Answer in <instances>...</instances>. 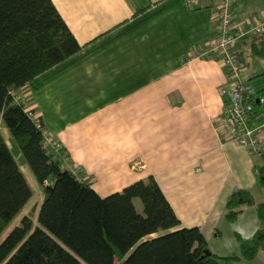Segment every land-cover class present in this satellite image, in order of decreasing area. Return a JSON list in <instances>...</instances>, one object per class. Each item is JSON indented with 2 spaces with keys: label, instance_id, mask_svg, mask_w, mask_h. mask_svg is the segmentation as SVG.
Returning <instances> with one entry per match:
<instances>
[{
  "label": "crops",
  "instance_id": "1",
  "mask_svg": "<svg viewBox=\"0 0 264 264\" xmlns=\"http://www.w3.org/2000/svg\"><path fill=\"white\" fill-rule=\"evenodd\" d=\"M53 2L83 48L21 86L16 99L41 117L64 151L63 165L77 166L102 196L152 175L179 226L197 225L218 255L239 253L236 234H253L256 209L245 206L230 224L228 248L218 241L227 225L226 202L238 188L264 200L254 169L264 155L227 141L215 124L227 100L220 92L228 79L220 57L191 58L215 33L219 0ZM234 16L247 22L235 8ZM249 37L238 39L240 55ZM254 63L261 72L264 61ZM0 133L11 151L1 115ZM15 160L24 172L23 159Z\"/></svg>",
  "mask_w": 264,
  "mask_h": 264
},
{
  "label": "trees",
  "instance_id": "2",
  "mask_svg": "<svg viewBox=\"0 0 264 264\" xmlns=\"http://www.w3.org/2000/svg\"><path fill=\"white\" fill-rule=\"evenodd\" d=\"M82 48L53 0H0V115L42 192L39 224L31 230L33 218L21 217L0 241V264H238L253 259L264 248V200L256 202L250 190L238 188L229 195L225 216L234 220L254 205L259 226L249 237L236 234L239 253L218 255L197 225L179 226L152 175L102 196L63 165L62 148L58 153L48 149L41 117L16 99V91ZM250 50L264 57V33ZM257 92L264 94V87ZM254 169L264 186V163ZM31 193L0 133V232Z\"/></svg>",
  "mask_w": 264,
  "mask_h": 264
},
{
  "label": "built area",
  "instance_id": "3",
  "mask_svg": "<svg viewBox=\"0 0 264 264\" xmlns=\"http://www.w3.org/2000/svg\"><path fill=\"white\" fill-rule=\"evenodd\" d=\"M193 1V0H191ZM236 0H219L215 33L208 43L197 47L191 58L216 54L227 69L228 79L220 88L227 100L215 117L227 141L261 153L264 151V94L257 92L243 78L245 64L237 49V41L246 34L258 35L264 31V14L253 22H237L234 16ZM44 143L58 153V144L44 132ZM77 173L78 167L72 166Z\"/></svg>",
  "mask_w": 264,
  "mask_h": 264
},
{
  "label": "rangeland",
  "instance_id": "4",
  "mask_svg": "<svg viewBox=\"0 0 264 264\" xmlns=\"http://www.w3.org/2000/svg\"><path fill=\"white\" fill-rule=\"evenodd\" d=\"M235 2L236 3H235L234 8H235L236 14L238 18L242 20L243 22L245 21L253 22L255 19L259 18L260 16L264 14L263 13L264 12V0H236ZM248 35L250 37L248 38V42H246V45H244L242 49L243 52L240 56H241L243 63L246 65L245 76H247L248 78L250 77L249 79L250 85L255 90H259L260 88L264 86V74L257 75L258 74L256 72L257 67L256 65L254 66L255 64L254 62L255 60L262 62L264 61V58L256 56L250 51L248 43L249 41H252L254 38H256L257 35H253V34H248ZM10 146L12 148L11 151L13 155L15 156V158H18V156H20L23 159L24 167L23 165L21 166L24 171L23 173L31 187L32 193H31L30 198L27 200V202L21 209V211H19L0 232V241L15 225L20 224L21 217L24 214H29L33 218V226L31 230L34 228L35 225L39 224L37 220V212H38L40 202L42 200V192H41L40 185L38 181L36 180L33 172L31 171L29 165L27 164L26 160L22 156L20 148L18 147L17 143L14 140L13 142H11ZM134 202H135L137 209H139V211L142 212V203H141L140 198L135 197ZM233 221H235V219L234 220L227 219L226 221L227 225H223V224L221 225L223 234L220 240H218L219 242H221L223 245L227 246L228 248L231 246L229 240L234 239V236H231L232 234H230V231L232 230V228L230 227V224L233 223ZM228 252L229 253L219 254V255H227V254L232 253L233 251L229 249ZM237 252H239V250ZM259 255L260 256H257L258 260H255L257 261L255 262L256 264L260 263L263 260V257H264L263 249L260 250ZM248 261L249 260L241 259L238 262V264H248Z\"/></svg>",
  "mask_w": 264,
  "mask_h": 264
}]
</instances>
